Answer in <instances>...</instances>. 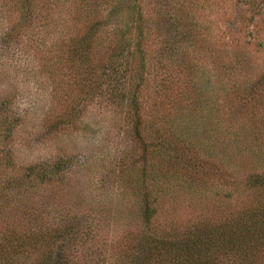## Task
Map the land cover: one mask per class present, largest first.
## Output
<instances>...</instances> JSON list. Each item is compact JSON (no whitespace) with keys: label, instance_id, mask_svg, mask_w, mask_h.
<instances>
[{"label":"trees","instance_id":"1","mask_svg":"<svg viewBox=\"0 0 264 264\" xmlns=\"http://www.w3.org/2000/svg\"><path fill=\"white\" fill-rule=\"evenodd\" d=\"M238 2L264 14V0ZM207 3L0 0V56L32 51L35 70L62 71V81H70L72 102L60 115L67 119L64 124L74 121V105L101 99L107 90L112 99L121 95L117 102L143 146L141 160L133 163L142 164L139 172L126 173L125 214L112 232L103 226L106 217H99L98 225L61 213L46 219V187L62 183L72 161L57 157L17 168L10 139L20 114L11 107V98H2L0 264H264V198L186 229H178L172 215L167 216L172 188L163 176L168 171L187 172L192 180L212 174L180 156L190 141L178 124L180 114L186 117L192 104L203 101L211 82L205 70L199 73L203 67L197 56L214 51L210 28L200 20L202 7L211 6ZM238 54H217L214 60L235 74L243 69ZM244 100L242 109L254 104L253 97ZM147 106L156 115L153 122L145 118ZM169 107L176 111L175 118L165 112ZM151 129L155 144L145 136ZM150 154L156 164H149ZM246 185L264 193V174L250 175Z\"/></svg>","mask_w":264,"mask_h":264},{"label":"rangeland","instance_id":"2","mask_svg":"<svg viewBox=\"0 0 264 264\" xmlns=\"http://www.w3.org/2000/svg\"><path fill=\"white\" fill-rule=\"evenodd\" d=\"M207 1L211 8L202 7L200 20L210 28L214 51L194 56L203 67L199 73L205 70L211 82L203 101L192 104L186 117L180 114L178 124L190 141L180 156L212 174L201 173L192 180L187 172L170 170L163 176L172 188L167 216L172 215L178 229L237 213L264 198V193L246 185L250 175L264 174V14L238 0H206L208 5ZM236 53L243 69L235 74L214 60L217 54L233 58ZM33 56L32 51L0 56V100L11 98V107L20 114L10 139L16 166L70 158L63 182L46 187L50 202L45 218L61 213L98 225V218L106 217L103 226L112 232L125 214L126 173L139 172L142 164L133 163L143 154L133 122L117 102L121 95L112 99L105 90L101 99L74 105V121L65 125L67 119L60 115L72 105L70 81H62L61 70H35ZM251 96L254 104L242 109L244 98ZM151 112L147 106L145 118L153 122L156 115ZM165 112L172 118L177 115L170 107ZM163 120L161 116L162 124ZM145 136L157 143L155 130ZM148 159L149 164L157 162L153 154Z\"/></svg>","mask_w":264,"mask_h":264}]
</instances>
